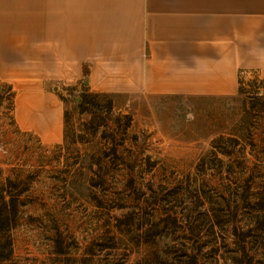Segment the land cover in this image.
<instances>
[{"label": "rangeland", "instance_id": "1", "mask_svg": "<svg viewBox=\"0 0 264 264\" xmlns=\"http://www.w3.org/2000/svg\"><path fill=\"white\" fill-rule=\"evenodd\" d=\"M23 69L0 77V189L16 206L0 264H264V76L242 72L232 97L84 108L83 76L42 87ZM36 91L59 101V139Z\"/></svg>", "mask_w": 264, "mask_h": 264}, {"label": "crops", "instance_id": "2", "mask_svg": "<svg viewBox=\"0 0 264 264\" xmlns=\"http://www.w3.org/2000/svg\"><path fill=\"white\" fill-rule=\"evenodd\" d=\"M26 61L42 87L232 97L242 72L264 76V0H0V77ZM29 99L54 104L59 139V101Z\"/></svg>", "mask_w": 264, "mask_h": 264}, {"label": "trees", "instance_id": "3", "mask_svg": "<svg viewBox=\"0 0 264 264\" xmlns=\"http://www.w3.org/2000/svg\"><path fill=\"white\" fill-rule=\"evenodd\" d=\"M240 91V88H239ZM101 93H87L85 92L82 96V101H81V105L87 106V104L90 102V99L96 98L97 96H99ZM127 118L128 123H130V118L128 115H125ZM217 140H214L212 143V148H213V153L215 152L214 149L218 148V152H220L223 155H229L230 151L226 150L223 147H219L216 144ZM216 144V145H215ZM89 171H93L92 170V166L89 165L88 167ZM4 191L9 192L7 189H5L4 187H2L0 189V230L2 229V227L7 224L8 226V222L9 220L14 216L15 214V204H14V198L12 195H10L8 200H5V196H4ZM11 194V193H10ZM147 231H149V229H147L146 231L144 230L143 232H141L145 237L147 236Z\"/></svg>", "mask_w": 264, "mask_h": 264}]
</instances>
